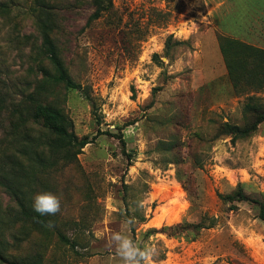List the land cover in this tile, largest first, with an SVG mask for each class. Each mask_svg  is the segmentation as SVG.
<instances>
[{
  "label": "rangeland",
  "instance_id": "374dc122",
  "mask_svg": "<svg viewBox=\"0 0 264 264\" xmlns=\"http://www.w3.org/2000/svg\"><path fill=\"white\" fill-rule=\"evenodd\" d=\"M0 4V162L18 159L27 169L20 198L32 204L51 192L61 201L36 228L19 219L0 185L2 264H119L96 233L128 220L135 242L157 246V264H264L258 206L217 197L240 186L264 202V125L242 139L221 132L225 123L241 126L248 96L264 104V92L236 93L218 49L219 35L264 49V0ZM44 31L80 89L51 81ZM28 94L87 138L75 158L46 168L35 162V152L54 156L29 119ZM20 104L27 122L12 139L5 134Z\"/></svg>",
  "mask_w": 264,
  "mask_h": 264
},
{
  "label": "trees",
  "instance_id": "16d2710c",
  "mask_svg": "<svg viewBox=\"0 0 264 264\" xmlns=\"http://www.w3.org/2000/svg\"><path fill=\"white\" fill-rule=\"evenodd\" d=\"M5 5L0 4V13L4 12ZM102 8H96L91 15L95 20L99 17ZM42 47L48 60L54 67V74L50 76L51 81L62 84L67 89L78 90L80 86L74 83L66 74L64 66L57 56L54 44L50 40L47 31L42 35ZM169 40L166 45L168 47ZM218 49L223 60L227 78L233 90L238 94L248 95L250 93L264 92V49L244 43L242 41L227 37L218 36ZM31 104L29 119L33 125H38L45 134V143L42 147L52 158L43 157L42 153L35 152V162L46 168L53 167L58 160L73 158L79 154L80 150L89 143L87 138H78L72 131L73 125L59 109L40 103L28 94ZM22 104L12 111V116L16 117V122H12L10 131H6L5 136L16 138L18 130L26 125V116L23 113ZM243 123L241 126L229 125L225 123L221 128L222 135L232 139H242L251 136L261 125H264V104L262 100L253 95L248 96L247 101L242 106ZM120 139V138H118ZM123 144V141L120 140ZM0 162V185L6 186L11 195L16 200L19 219L30 222L36 228H43L46 225V216H41L34 212L32 204L26 201L22 195L21 186L18 184L23 179L22 174L27 172L24 165L18 159H2ZM6 168V169H5ZM11 185V188L10 186ZM223 203L248 202L258 206V218L264 222V202L250 198L242 188L238 186L231 194L217 196ZM0 248H3L0 245ZM5 256L0 251V264L5 263ZM8 264H18L9 262Z\"/></svg>",
  "mask_w": 264,
  "mask_h": 264
},
{
  "label": "clouds",
  "instance_id": "9594fccd",
  "mask_svg": "<svg viewBox=\"0 0 264 264\" xmlns=\"http://www.w3.org/2000/svg\"><path fill=\"white\" fill-rule=\"evenodd\" d=\"M129 131V135H131ZM32 209L41 216H54L61 211L60 199L51 192L37 193L33 197ZM131 220L125 221L120 230L110 233L97 232L99 239H105L106 246L114 251L119 264H157L159 250L154 244L143 246L135 242L128 234Z\"/></svg>",
  "mask_w": 264,
  "mask_h": 264
}]
</instances>
